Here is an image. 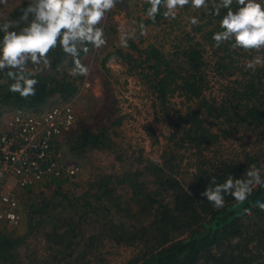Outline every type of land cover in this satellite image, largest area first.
Returning <instances> with one entry per match:
<instances>
[{"label":"trees","instance_id":"16d2710c","mask_svg":"<svg viewBox=\"0 0 264 264\" xmlns=\"http://www.w3.org/2000/svg\"><path fill=\"white\" fill-rule=\"evenodd\" d=\"M189 6L184 8L185 11ZM149 8L147 0L143 1L141 13L145 17L138 18L139 25L163 23L165 9L161 7L160 14L152 21L147 17ZM20 9L21 6L13 11L12 20L19 21ZM207 11L209 14L210 9ZM225 12L221 9L220 16L209 14L206 25L190 28L186 34V41L191 39L190 42L179 47V55L174 58L177 65L155 46L139 49L132 41L127 48L137 53L136 58L117 49L101 63L105 72L106 63L115 58L129 67V75L133 70H139L137 75L154 97V114H159L160 118L167 117L168 106L175 97L183 99L185 105L195 104V107L187 106L179 115L180 127L177 126L178 130L175 129L169 139L177 150L190 151L188 166H195L190 178L192 186L187 188L178 179V172L174 170L177 154L165 152L160 157L161 163L139 160L140 168L127 169L116 176L103 175L77 197L54 191L50 198H42L28 211V233L36 229L33 220L38 226L49 225L44 234L45 241L50 246L60 245L56 252L62 249L69 254L75 251L67 250L69 248L87 247L104 240L139 247V254L125 264H264V208L261 207L264 205V186H254L242 204L224 194L225 203L219 209L201 195L213 177L217 183H223L229 175L246 178L250 165H255L264 177V149L258 156L244 154L245 160L239 163L222 162L216 167L209 166L214 169L206 167V153L222 146L223 142L239 141L243 133L258 138L264 146V66L249 69L246 67L248 62L240 66L238 59H252L256 54L264 55V51L247 54L248 51L232 48L230 42L216 47L212 36L221 30L219 21ZM87 47L92 48L91 45ZM206 49L213 54L216 52L213 71L219 81L238 79L230 81L231 85L222 92L219 103L205 96L209 89ZM218 51L222 57L217 55ZM84 54L81 52L80 60ZM49 55L53 57L52 68H56L57 75L65 70V67L57 68L61 62L68 63L67 72L74 66L73 58L59 47ZM7 71H0V123L2 108L37 112L56 94L69 97L76 93L70 76L58 78L37 73L33 77L38 80L36 94L23 99L18 93L9 91L12 81L7 77ZM120 124L121 120H116L111 128ZM107 129L97 133L81 131L71 149L78 156L90 150L108 149ZM191 157H195L196 165L191 162ZM181 163L179 161V167ZM53 182L59 185L64 180ZM68 208L72 211L68 212ZM90 208L92 213H103L104 220L85 216L88 213L85 211ZM77 213L82 215L75 218ZM116 217L122 221H116ZM25 237L17 235L13 229L8 233L0 230V264H18L17 251L24 245ZM84 254L82 251L79 256L84 257Z\"/></svg>","mask_w":264,"mask_h":264},{"label":"rangeland","instance_id":"374dc122","mask_svg":"<svg viewBox=\"0 0 264 264\" xmlns=\"http://www.w3.org/2000/svg\"><path fill=\"white\" fill-rule=\"evenodd\" d=\"M143 1L145 0H122V2L117 3L115 9L107 13L101 25L104 28L107 45L99 50L91 48L81 58V62L90 68L88 76L69 75V70L67 72L66 69L68 63L65 61L58 64L57 68L65 67L66 71L64 70L57 75L56 68H52L54 60L51 55H49L51 69L38 72L42 73L43 76L55 75L58 78L70 76L74 81L75 94L69 97L56 94L49 98L40 109L65 105L72 107L75 113V121L71 129L58 139V151L61 162L78 166L80 171L73 180L63 179L64 182H60L59 185L53 180L27 188L12 186L11 192L18 201L19 224L11 228L9 225L0 222V230L8 233L13 229L17 235H26L24 245L17 251L18 264H125L141 251L139 247L104 240L95 245L89 244L87 247L83 245L79 247L78 245L77 249H67L75 250L71 254L66 250L62 252V249L61 252H56L60 249V245L50 246L45 241L44 234L49 229V225L43 223L38 226L36 220H33L36 229L28 233L27 214L28 211L32 210L31 206L39 204L42 198H50L54 191L77 197L85 191L89 184H93L95 179L103 175L116 176L121 175L127 169L140 168L139 160L159 164L161 163L160 157L165 152L168 155L171 151L177 154L175 160L177 168L174 170L178 172V179L182 181L185 187L192 186L190 178L195 171V166L193 168L188 166L190 151L177 150L174 148L173 142H169V139L174 131L180 127L178 125L179 115L185 112L187 106L195 107V104L188 103L185 105L183 99L175 97L168 106L167 117L160 118L159 114V116L154 114L152 103L154 97L150 95L148 87L142 83L143 80L137 75L139 70H133V73L129 75V67L115 58L106 63L107 71L105 72L101 63L107 55L114 53L117 49L123 53H130L136 58L137 53L135 51L122 48L118 43L119 29L121 26H127L138 29L137 38L129 42L132 41L139 49L147 48L149 45L155 46L168 60L177 65L174 58L179 55V47L191 40L187 39L189 41H186V34L193 26L190 23V18L196 16L199 19L197 25H206L210 16L207 9L197 10L191 6H189L188 11H185L184 8L182 10L177 9L175 19L169 17L159 25L146 26L145 34L140 35L138 18L145 17L141 13ZM25 2L26 0H9L7 7L0 6V16H7L12 19L13 11ZM239 52L243 53L242 51ZM218 53L217 55L222 57V53L219 51ZM205 54L208 63L206 76L209 81V89L205 91V96L210 101L219 103L223 97L222 92L224 93L227 86L231 85L230 81L236 80L237 77L219 81V78L214 76L213 71V65L217 60L216 52L213 54L210 49H206ZM238 59L240 66L251 60L246 57ZM29 70H32L31 65H29ZM1 77L4 78V76ZM35 112L32 110L16 111L13 108L1 109L3 122L8 121L17 113L32 114ZM116 120H121L120 126L111 128V124ZM177 126L179 127L177 128ZM103 128H108L106 133L110 144L108 149L104 151L90 150L80 156L71 149L81 131L90 130L97 133ZM257 139L249 133H243L237 142H223L222 146L213 148L206 153L208 160L206 167L214 169L209 166L216 167L222 162L226 164L230 162L239 163L245 160L244 154L258 156L264 146L263 142ZM179 161L182 162L180 167ZM191 162L197 164L195 157H191ZM90 210L91 208L85 211V213L88 212L85 216L104 220L103 213H92ZM71 211L72 209L68 208V212ZM66 215L69 216L67 213ZM78 215L81 216L82 214L77 213L74 217L77 218ZM117 220L122 221L119 218ZM82 251H85L84 257L79 256Z\"/></svg>","mask_w":264,"mask_h":264},{"label":"clouds","instance_id":"9594fccd","mask_svg":"<svg viewBox=\"0 0 264 264\" xmlns=\"http://www.w3.org/2000/svg\"><path fill=\"white\" fill-rule=\"evenodd\" d=\"M122 0H26L21 6L19 21L0 16V71L7 69L12 81L9 91L27 99L36 94L38 80L36 73L51 69L49 54L56 48L73 58L69 75L88 76L90 68L79 59L81 52L99 50L107 45L104 28L101 26L107 13L116 8ZM150 8L147 17L155 21L161 7L165 18L175 19L177 9L191 6L193 9H210L209 14L220 16V31L213 33L215 46L230 42L231 47L248 52L264 51V0H147ZM235 3L236 7L233 8ZM9 0H0V6L7 7ZM21 23L23 26H21ZM197 25L196 16L190 18ZM136 27L121 26L118 43L127 48L129 41L137 38ZM139 34H145V25H139ZM29 65L32 70H29ZM264 66V55H255L246 67L255 69ZM254 186H264V177L255 165H250L246 178L232 175L217 183L213 177L201 193L213 207L224 206V194L231 195L237 203H243ZM264 208V205H261Z\"/></svg>","mask_w":264,"mask_h":264},{"label":"built area","instance_id":"2783aa9c","mask_svg":"<svg viewBox=\"0 0 264 264\" xmlns=\"http://www.w3.org/2000/svg\"><path fill=\"white\" fill-rule=\"evenodd\" d=\"M75 121L70 105L32 114L17 113L0 132V222L19 224L18 201L12 186L27 188L53 180H73L80 168L60 161L58 139Z\"/></svg>","mask_w":264,"mask_h":264},{"label":"crops","instance_id":"0c3cea01","mask_svg":"<svg viewBox=\"0 0 264 264\" xmlns=\"http://www.w3.org/2000/svg\"><path fill=\"white\" fill-rule=\"evenodd\" d=\"M6 122H7V120L5 122H3V119L1 118L0 132L3 131V130H5Z\"/></svg>","mask_w":264,"mask_h":264}]
</instances>
